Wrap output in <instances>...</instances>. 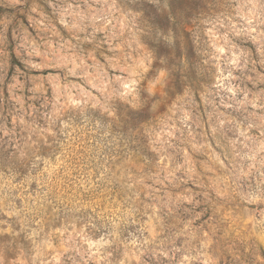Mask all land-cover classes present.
Wrapping results in <instances>:
<instances>
[{
	"label": "rangeland",
	"instance_id": "374dc122",
	"mask_svg": "<svg viewBox=\"0 0 264 264\" xmlns=\"http://www.w3.org/2000/svg\"><path fill=\"white\" fill-rule=\"evenodd\" d=\"M0 264H264V0H0Z\"/></svg>",
	"mask_w": 264,
	"mask_h": 264
}]
</instances>
